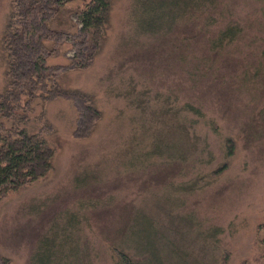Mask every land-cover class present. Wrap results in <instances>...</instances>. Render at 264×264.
I'll use <instances>...</instances> for the list:
<instances>
[{
    "label": "rangeland",
    "instance_id": "rangeland-1",
    "mask_svg": "<svg viewBox=\"0 0 264 264\" xmlns=\"http://www.w3.org/2000/svg\"><path fill=\"white\" fill-rule=\"evenodd\" d=\"M12 2L0 101L54 153L0 199V264H264V0H111L94 55L90 0H44L7 57Z\"/></svg>",
    "mask_w": 264,
    "mask_h": 264
},
{
    "label": "trees",
    "instance_id": "trees-1",
    "mask_svg": "<svg viewBox=\"0 0 264 264\" xmlns=\"http://www.w3.org/2000/svg\"><path fill=\"white\" fill-rule=\"evenodd\" d=\"M42 1L44 0H13L4 31L7 57L11 56L8 54L11 38L25 30L24 20L28 14L38 13L39 2ZM50 1L60 8L71 0ZM110 9L111 0H90L78 12L81 29L86 32L89 42L94 46L91 55L102 46ZM223 34L224 40H233L231 35L228 36L226 32ZM37 93V89H34L33 97L37 96ZM11 95L12 93L6 91L0 101V199L18 190L25 183L44 176L52 168L54 153L40 132L29 131L25 114L27 105H21L19 98H11ZM262 227L264 228V224ZM261 244L264 246V236Z\"/></svg>",
    "mask_w": 264,
    "mask_h": 264
}]
</instances>
